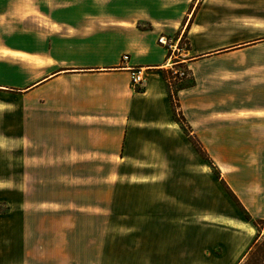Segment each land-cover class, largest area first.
<instances>
[{"label":"crops","instance_id":"0c3cea01","mask_svg":"<svg viewBox=\"0 0 264 264\" xmlns=\"http://www.w3.org/2000/svg\"><path fill=\"white\" fill-rule=\"evenodd\" d=\"M102 2L88 31L78 28L83 23L74 13L65 34L53 31L48 53L53 71L27 88L52 84L62 87L65 99L79 101L78 108L47 109L36 127L22 130L35 159L78 172L22 175L21 182L31 183L17 188L16 209L0 214V264H237L254 234L225 189L233 234L225 241L222 233L215 238L221 254L214 252V241L201 247V220L207 228L215 218L217 176L174 120L163 71L174 54L170 48L176 51L187 35L191 47L174 64L195 84L177 92L180 109L241 204L264 219L263 151L261 159L249 157L250 151L245 159H220L216 150L264 149V77L244 70L263 61L227 58L264 41L202 48L195 12L183 25L184 15L175 21L168 11L156 13L161 0ZM143 7L155 12L137 14ZM7 10L8 1L0 0V12ZM161 36L174 44H160ZM133 73L143 77L141 92L132 85ZM89 159L94 165L107 159L112 166L126 159L131 166H159L160 172L87 173ZM93 192L99 197H90ZM109 206L127 217L103 220Z\"/></svg>","mask_w":264,"mask_h":264},{"label":"rangeland","instance_id":"374dc122","mask_svg":"<svg viewBox=\"0 0 264 264\" xmlns=\"http://www.w3.org/2000/svg\"><path fill=\"white\" fill-rule=\"evenodd\" d=\"M7 1V12H0V214L8 213L11 208L16 209V204L20 198L16 192L17 188L31 183L30 181L21 182L22 175H26L25 179H31V174L78 172L73 169L72 171H66L64 166L47 165L46 160L48 159H35L31 155L32 142L27 139L22 130L30 124L36 127L37 121L46 117L43 113L47 109L78 108L79 101H75L74 104L71 99H65L62 87H56L52 84L39 86L31 90H27V88L53 71V63L48 55L53 31L58 32L60 35L65 34L62 29L72 26L69 24L72 20L68 16L72 13L75 14L77 23H83L78 28L83 27L84 32L88 31L94 26L93 22L97 21L95 19L97 7L99 8L103 3L102 0ZM161 1H163L164 6L156 13L168 11L171 19L175 21L178 17L184 15L186 19H184L183 25L188 23L195 12L193 21L196 19V24L194 30L199 34L201 33L197 37L199 46L202 48H217L227 45L238 48L243 46L241 44L245 45V43L248 44L247 42L264 38V0ZM141 12L146 14L155 11H150L146 7L136 9L137 14ZM138 26L141 29L149 28V25L145 22H138ZM56 28L58 30H55ZM173 37L175 38V36ZM152 41L153 37H149L148 42L152 43ZM168 43L174 44L173 41H168ZM189 47H191L189 37L183 35L172 55L169 69L173 67V69L180 71L185 70L182 65L174 63L185 58L181 54ZM172 49L170 48L171 54ZM227 58L234 62L263 61V64H249V67L244 70L248 72V75L255 74L264 77V42L258 46L233 50ZM178 78L181 79L179 76ZM183 78L185 79L184 82L189 81L191 75L188 74ZM54 124H58V122ZM73 127H76V125H73ZM216 150L220 159H245L246 151H250L249 157L254 154L253 159H256L262 151L264 153V149L258 148L244 149L237 147ZM125 160H117L119 161L117 165L112 166L106 164L107 159L100 160L104 161V165L90 164L92 161L89 159L86 172L120 174L160 172L159 166H131L126 164ZM51 161H54V159H51ZM77 169L79 168L77 167ZM212 172L214 173L213 170ZM158 184L159 182H155V185ZM215 186L214 224L211 223V226L207 228L204 226L205 229H203L202 224L206 225V223L201 220L200 236L201 247L204 243L211 245V241H214L215 245L217 243L216 246L214 245V252L221 254L224 249L218 245L220 238L217 240L215 238L220 237L221 233L224 241L231 238L233 232H230V229L235 228V221L230 219L233 213L228 206L229 198L226 196L224 187L218 178ZM89 196L95 198V196L99 197V194L93 192ZM88 208L93 209L94 207ZM105 210L107 214L104 215L106 218L103 220L108 222L121 221L127 217L126 214L113 213L110 206L106 207ZM90 211L93 212L94 209ZM94 215H96V212L89 215L88 221H92ZM114 232L105 230V233L109 235ZM249 234H254V236L256 234V230L251 225Z\"/></svg>","mask_w":264,"mask_h":264},{"label":"trees","instance_id":"16d2710c","mask_svg":"<svg viewBox=\"0 0 264 264\" xmlns=\"http://www.w3.org/2000/svg\"><path fill=\"white\" fill-rule=\"evenodd\" d=\"M261 40L264 41V38L248 42L249 44L244 45V47L256 44L258 42H262ZM163 74H164V78L166 80L167 87H168V93H169V98L171 102V108H172L174 120L182 127L185 134L188 136L189 140L191 141L195 149L198 151V153L201 155V157L214 170L217 178L220 180L224 189L227 191L229 196L232 198V200L236 203V205L241 210L245 220H247L251 224V226L256 230L255 236L253 237L251 243L247 247L245 254L243 255V258L240 260L238 264H264V219L254 218L247 211V209L241 204L238 197L231 190V188L228 186L225 180L221 177V173L217 165H215L213 159H211L208 152L206 151V149L203 147L202 143L200 142L199 138L193 133L192 128L187 123V120L185 119L180 109L177 92L181 89L193 86L195 84V80L193 76H191V79L189 81L184 82L183 80L185 79L178 78V75L177 74L174 75L171 69L164 70ZM135 90L137 92L143 91V89L140 87L135 88Z\"/></svg>","mask_w":264,"mask_h":264},{"label":"built area","instance_id":"2783aa9c","mask_svg":"<svg viewBox=\"0 0 264 264\" xmlns=\"http://www.w3.org/2000/svg\"><path fill=\"white\" fill-rule=\"evenodd\" d=\"M158 42L162 45H165V46H168L170 48V45L168 44L167 42V39L166 37L164 36H161L159 39H158ZM175 52L174 49H172V54ZM171 54V55H172ZM173 57V56H171ZM128 59V56L127 55H124L123 56V61H126ZM171 70L173 71L174 75L177 74L179 77H181V79L185 76H188V73L186 70H183V71H180V70H177V69H173V67L171 68ZM186 71V72H185ZM132 85L135 87V88H138V87H142L143 85V77L140 75V73H133L132 74Z\"/></svg>","mask_w":264,"mask_h":264},{"label":"bare ground","instance_id":"6f19581e","mask_svg":"<svg viewBox=\"0 0 264 264\" xmlns=\"http://www.w3.org/2000/svg\"><path fill=\"white\" fill-rule=\"evenodd\" d=\"M230 225V224H229Z\"/></svg>","mask_w":264,"mask_h":264}]
</instances>
